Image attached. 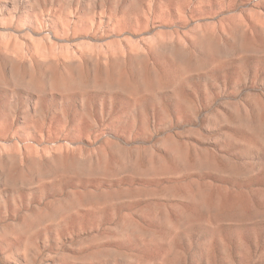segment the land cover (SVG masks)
I'll list each match as a JSON object with an SVG mask.
<instances>
[{
  "label": "rangeland",
  "instance_id": "374dc122",
  "mask_svg": "<svg viewBox=\"0 0 264 264\" xmlns=\"http://www.w3.org/2000/svg\"><path fill=\"white\" fill-rule=\"evenodd\" d=\"M0 264H264V0H0Z\"/></svg>",
  "mask_w": 264,
  "mask_h": 264
}]
</instances>
